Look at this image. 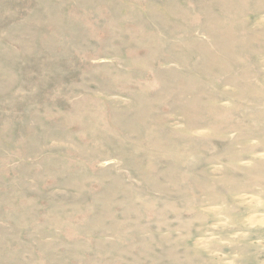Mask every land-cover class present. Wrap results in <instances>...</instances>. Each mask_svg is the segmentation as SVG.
I'll use <instances>...</instances> for the list:
<instances>
[{"label":"rangeland","instance_id":"1","mask_svg":"<svg viewBox=\"0 0 264 264\" xmlns=\"http://www.w3.org/2000/svg\"><path fill=\"white\" fill-rule=\"evenodd\" d=\"M0 264H264V0H0Z\"/></svg>","mask_w":264,"mask_h":264}]
</instances>
